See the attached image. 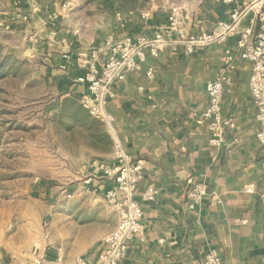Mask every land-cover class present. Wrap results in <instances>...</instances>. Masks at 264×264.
I'll return each mask as SVG.
<instances>
[{"label":"crops","instance_id":"obj_1","mask_svg":"<svg viewBox=\"0 0 264 264\" xmlns=\"http://www.w3.org/2000/svg\"><path fill=\"white\" fill-rule=\"evenodd\" d=\"M250 2L234 0L233 6L244 9ZM46 4L43 0L31 6L32 23L20 28L31 35V55L53 61L55 67L49 71L61 73L63 92L78 100L85 88L75 82L77 57L92 45L114 37L148 35L166 22V16L144 21L140 8L125 13L118 0L116 19L108 28L77 27L69 21L58 32L49 27L46 11H40ZM230 10L220 0H207L193 13H184L185 29L191 34L214 33L220 21L230 19ZM258 30L249 10L226 42L199 46L193 54L183 47L175 52L167 45L158 58L148 57L140 71L115 84L116 96L106 111L113 118L116 137L131 161L141 166L142 186L153 184L160 194L157 204L142 205L145 241L133 239L120 264H205L211 250L223 264H264V145L256 138L262 124L249 87L252 64L237 48L245 33L250 31L252 39ZM227 56L232 57L228 64ZM150 68L153 77L147 76ZM222 75L231 80L224 90L222 117L232 119L235 128L226 130L223 146L214 147L203 114L207 86ZM90 121L99 131L91 138L92 145L86 143L80 166L92 182L90 187L81 186L85 193L79 196L86 199L78 206L81 217L74 221V235L62 246L10 250L0 264H76L78 257L100 264L103 237L118 226L119 215L94 191L103 168L115 163L116 144L105 124ZM192 181L206 185L203 202L194 211L188 209Z\"/></svg>","mask_w":264,"mask_h":264},{"label":"rangeland","instance_id":"obj_2","mask_svg":"<svg viewBox=\"0 0 264 264\" xmlns=\"http://www.w3.org/2000/svg\"><path fill=\"white\" fill-rule=\"evenodd\" d=\"M41 1L0 0V260L13 249L68 243L86 199L79 196L88 175L80 159L99 131L79 100L63 92L62 74L49 71L54 62L31 55V35L20 27L29 25V9ZM44 1L40 11L58 32L69 21L108 28L116 19L118 0ZM140 2L141 18H163L173 7L191 14L207 0ZM78 106L85 112L75 111Z\"/></svg>","mask_w":264,"mask_h":264},{"label":"built area","instance_id":"obj_3","mask_svg":"<svg viewBox=\"0 0 264 264\" xmlns=\"http://www.w3.org/2000/svg\"><path fill=\"white\" fill-rule=\"evenodd\" d=\"M220 3L231 7L230 19L220 21L218 30L214 33H188L184 26L185 16L182 9L173 7L166 15L165 24L153 27L150 34L107 40L103 44L92 45L84 55L76 58L78 73L74 77L75 82L85 88L79 102L92 117L109 128L108 132L114 136L116 144L115 163L103 168L101 183L94 191L95 194L102 195L106 204L119 215L118 226L103 237L105 250L99 258L100 264H120L128 254L129 244L133 239L145 241L146 228L142 223V205L157 204L160 199L159 190L155 185L142 186V168L125 154L112 127L113 118L106 111L109 101L116 96L115 84L140 71L149 60L148 57L158 58L167 45H171L175 52L179 47H183L186 53L193 54L199 46L226 42L232 30L245 14L252 10L259 30L252 39H248L250 31L245 33L239 39L237 48L241 58L252 64L249 87L253 106L257 110V121L262 124L256 138L264 145V0H251L244 9L233 6L234 0H220ZM142 19L148 22L151 17L148 13L142 14ZM231 61L232 57L227 56V64ZM152 73L153 69L150 68L147 76L153 77ZM230 84V78L222 75L207 86L208 102L203 119L208 125L209 142L214 147L223 146L226 143V130L235 128L232 119L226 120L222 117L224 90ZM91 182V178L84 181L87 187H90ZM205 191L206 185L203 182L190 183L189 210L194 211L201 206ZM66 196L67 199L72 198L70 193ZM205 260V264H223V259L215 250H211ZM75 263L87 264L80 257L76 258Z\"/></svg>","mask_w":264,"mask_h":264},{"label":"trees","instance_id":"obj_4","mask_svg":"<svg viewBox=\"0 0 264 264\" xmlns=\"http://www.w3.org/2000/svg\"><path fill=\"white\" fill-rule=\"evenodd\" d=\"M119 7L125 13L135 12L141 7L140 0H119ZM194 53V52H193ZM131 75V74H130ZM78 113H84L81 107L75 108Z\"/></svg>","mask_w":264,"mask_h":264}]
</instances>
